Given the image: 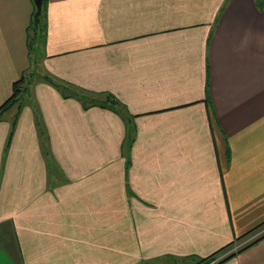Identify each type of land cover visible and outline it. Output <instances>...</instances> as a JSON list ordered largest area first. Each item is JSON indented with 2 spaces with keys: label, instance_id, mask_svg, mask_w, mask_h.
I'll list each match as a JSON object with an SVG mask.
<instances>
[{
  "label": "crops",
  "instance_id": "obj_1",
  "mask_svg": "<svg viewBox=\"0 0 264 264\" xmlns=\"http://www.w3.org/2000/svg\"><path fill=\"white\" fill-rule=\"evenodd\" d=\"M34 7L0 0V104L40 71L0 113V264H192L231 245L221 264H264V236L244 247L264 234V2L45 0L32 62Z\"/></svg>",
  "mask_w": 264,
  "mask_h": 264
},
{
  "label": "trees",
  "instance_id": "obj_2",
  "mask_svg": "<svg viewBox=\"0 0 264 264\" xmlns=\"http://www.w3.org/2000/svg\"><path fill=\"white\" fill-rule=\"evenodd\" d=\"M44 3H45V0H42L40 12L38 15L35 14L36 13L35 7H34V11L32 13V19H31V23H30V29L32 30V35H30L29 31H28V49H29V52L31 51V48H32L31 43L34 42L36 40V38H40V41L43 38L42 35H43V29H44V23H43ZM36 43H37V41H36ZM28 75L29 74H27V76ZM25 77H26V74L24 71V72H22L20 77H18L16 80L13 81L12 91H11L10 95L0 104V113L7 110L8 108L13 106L14 104H18V105L20 104V103H18V101H19L18 99L20 98V95L23 92V90L26 88V83H27L25 81ZM22 82H24L23 87L21 86ZM52 82L56 85V87L64 95L66 94L65 91H69L71 95L77 96L78 98L82 99V101L85 105H87V104H98V105L110 107L114 110H117L118 107H121L120 101H118V99L109 92L97 93L96 95H94L95 97H89L86 94L87 91H85L84 89H77L75 87H71L69 84L63 83L61 81H52ZM75 89H76V91H75ZM66 95H68V94H66ZM11 133H12V130L10 129L9 134H8V138L6 141L7 144L9 143ZM129 139L131 140L132 136L129 137ZM262 236H264V234L260 235L259 237H257L256 239H254L253 241H251L249 244L245 245L244 247L252 244L254 241L258 240ZM244 247H241L240 249H238V251L243 249ZM223 249H224V247L217 249L216 251H214V252H212V253L204 256V257H200V258L196 259L195 262L192 264H221L225 259H227L228 257L232 256L235 253V250L233 251L230 249V250H227L228 252L226 251V254H224L220 258L216 257L217 254H219L221 251H223Z\"/></svg>",
  "mask_w": 264,
  "mask_h": 264
},
{
  "label": "rangeland",
  "instance_id": "obj_3",
  "mask_svg": "<svg viewBox=\"0 0 264 264\" xmlns=\"http://www.w3.org/2000/svg\"><path fill=\"white\" fill-rule=\"evenodd\" d=\"M262 2H264V0H262ZM29 34L30 35H32V30L29 28ZM36 41H37V43H36ZM42 41H43V39H41V41H40V38H36V40L34 41V42H32L31 43V46H32V48H31V51H30V58L32 59V62H36V58L38 57V55L41 53V47H40V45H42ZM38 45H39V47H38ZM40 48V49H39ZM39 52V53H38ZM36 64V63H35ZM37 65H38V63H37ZM38 68V67H37ZM37 71H39V70H36V72ZM35 72V70H34V68H29V69H27L26 71H25V74H26V77H25V81L27 82L26 83V88L23 90V92L21 93V95H20V98L18 99L19 101H18V103H22V101L26 98V96H28V90H29V86H30V84H31V82L33 81V79H35V78H38V75H37V73ZM40 72V71H39ZM27 74H29L28 76H27ZM23 85H24V82H22L21 83V86L23 87ZM75 91H76V89H75ZM89 97H95L94 95L95 94H92V93H86ZM98 97V96H97ZM264 226V225H263ZM263 226H261V227H263ZM261 227H260V229H261ZM250 234V233H249ZM251 235H253V234H251ZM250 235V236H251ZM235 246V245H234ZM233 245H231L229 248H227L226 250H223V251H221L219 254H217V256L216 257H218V258H220L221 256H223L224 254H226V251L227 250H232V248L234 247ZM228 252V251H227Z\"/></svg>",
  "mask_w": 264,
  "mask_h": 264
},
{
  "label": "water",
  "instance_id": "obj_4",
  "mask_svg": "<svg viewBox=\"0 0 264 264\" xmlns=\"http://www.w3.org/2000/svg\"><path fill=\"white\" fill-rule=\"evenodd\" d=\"M33 3H34V6L36 8V13L35 14L38 15L39 12H40L42 0H33Z\"/></svg>",
  "mask_w": 264,
  "mask_h": 264
},
{
  "label": "built area",
  "instance_id": "obj_5",
  "mask_svg": "<svg viewBox=\"0 0 264 264\" xmlns=\"http://www.w3.org/2000/svg\"><path fill=\"white\" fill-rule=\"evenodd\" d=\"M263 229H264V228H263ZM262 231H263V230H262ZM262 231L257 232L256 235H259ZM256 235H255V236H256ZM240 244H241V242H240Z\"/></svg>",
  "mask_w": 264,
  "mask_h": 264
}]
</instances>
